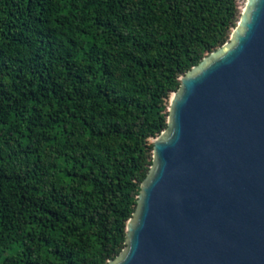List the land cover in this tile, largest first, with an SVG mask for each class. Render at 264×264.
I'll return each mask as SVG.
<instances>
[{
    "label": "trees",
    "instance_id": "trees-1",
    "mask_svg": "<svg viewBox=\"0 0 264 264\" xmlns=\"http://www.w3.org/2000/svg\"><path fill=\"white\" fill-rule=\"evenodd\" d=\"M238 0H0V264H107L179 79Z\"/></svg>",
    "mask_w": 264,
    "mask_h": 264
},
{
    "label": "water",
    "instance_id": "water-1",
    "mask_svg": "<svg viewBox=\"0 0 264 264\" xmlns=\"http://www.w3.org/2000/svg\"><path fill=\"white\" fill-rule=\"evenodd\" d=\"M179 81L107 264H264V0Z\"/></svg>",
    "mask_w": 264,
    "mask_h": 264
},
{
    "label": "rangeland",
    "instance_id": "rangeland-1",
    "mask_svg": "<svg viewBox=\"0 0 264 264\" xmlns=\"http://www.w3.org/2000/svg\"><path fill=\"white\" fill-rule=\"evenodd\" d=\"M245 5V0H238V8H239V12L241 14V11L243 10V7ZM232 33V32H231ZM231 36V34H230ZM230 38V37H229ZM172 95V94H171ZM171 97V96H170ZM170 99V98H169ZM169 99L167 100V108H168V103H169ZM154 139H151L150 142L152 143Z\"/></svg>",
    "mask_w": 264,
    "mask_h": 264
}]
</instances>
